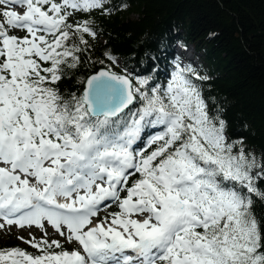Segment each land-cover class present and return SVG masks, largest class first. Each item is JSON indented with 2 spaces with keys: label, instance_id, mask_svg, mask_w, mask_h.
Instances as JSON below:
<instances>
[{
  "label": "snow or ice",
  "instance_id": "snow-or-ice-1",
  "mask_svg": "<svg viewBox=\"0 0 264 264\" xmlns=\"http://www.w3.org/2000/svg\"><path fill=\"white\" fill-rule=\"evenodd\" d=\"M128 6L0 0V229L42 233L0 264H264V162L228 136L209 77L177 57L163 83L105 66L62 86L97 36L69 18Z\"/></svg>",
  "mask_w": 264,
  "mask_h": 264
},
{
  "label": "trees",
  "instance_id": "trees-1",
  "mask_svg": "<svg viewBox=\"0 0 264 264\" xmlns=\"http://www.w3.org/2000/svg\"><path fill=\"white\" fill-rule=\"evenodd\" d=\"M120 3L129 6L110 14L77 12L69 18L73 23L90 19L97 36L87 37V66L62 86L75 90L80 87L74 84L77 78L105 66L134 80L151 73L163 83L174 70L175 44H191L201 57L199 65H191L210 78L197 81L210 107L222 110L228 136L242 137L245 147L264 162V0H106V7ZM98 60L104 65L93 66ZM118 210L114 205L112 212ZM256 211L264 213V204L257 201ZM29 246L0 242V249L19 247L35 254Z\"/></svg>",
  "mask_w": 264,
  "mask_h": 264
},
{
  "label": "rangeland",
  "instance_id": "rangeland-1",
  "mask_svg": "<svg viewBox=\"0 0 264 264\" xmlns=\"http://www.w3.org/2000/svg\"><path fill=\"white\" fill-rule=\"evenodd\" d=\"M20 33V32H17ZM21 35H23L21 33ZM175 59L177 62V57H179V61L182 62L183 64H193V65H199L200 61H201V57L200 54H198L195 51V48L190 44V45H186V46H181L179 45V43L177 42L175 44ZM192 55L194 58L190 59L189 57ZM133 78V77H132ZM134 80V78H133ZM113 208V207H112ZM112 208H108L105 210V212H102L101 215H104L105 213H110L112 212ZM49 235H52V229L49 228ZM24 237L25 239H28L30 236H35L37 239H40L42 236V233L39 229L36 228H31V229H20L17 226H12L10 229L9 228H5V229H0V242L5 243L7 240L12 241L15 240L17 243L21 244V245H28L24 242H22L20 239H18V237ZM52 238H57L55 236H52ZM30 247V246H29Z\"/></svg>",
  "mask_w": 264,
  "mask_h": 264
},
{
  "label": "bare ground",
  "instance_id": "bare-ground-1",
  "mask_svg": "<svg viewBox=\"0 0 264 264\" xmlns=\"http://www.w3.org/2000/svg\"><path fill=\"white\" fill-rule=\"evenodd\" d=\"M189 56H190V55H189ZM189 58H190V59H193L194 57L191 55Z\"/></svg>",
  "mask_w": 264,
  "mask_h": 264
},
{
  "label": "water",
  "instance_id": "water-1",
  "mask_svg": "<svg viewBox=\"0 0 264 264\" xmlns=\"http://www.w3.org/2000/svg\"><path fill=\"white\" fill-rule=\"evenodd\" d=\"M117 72V71H116ZM118 73H120V72H118ZM121 74H125V73H121ZM126 74H128V73H126ZM129 75V74H128ZM130 76V75H129ZM131 77V76H130ZM132 78V77H131Z\"/></svg>",
  "mask_w": 264,
  "mask_h": 264
}]
</instances>
